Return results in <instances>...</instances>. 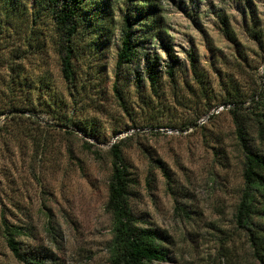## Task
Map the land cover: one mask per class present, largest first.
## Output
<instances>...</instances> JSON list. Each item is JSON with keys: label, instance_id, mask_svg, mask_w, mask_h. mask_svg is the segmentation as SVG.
Here are the masks:
<instances>
[{"label": "rangeland", "instance_id": "obj_1", "mask_svg": "<svg viewBox=\"0 0 264 264\" xmlns=\"http://www.w3.org/2000/svg\"><path fill=\"white\" fill-rule=\"evenodd\" d=\"M121 5H113L109 38L79 30L69 83L60 78L59 34L42 7L35 0L4 4L0 108L13 96L25 100L31 89L37 105L26 116L68 125L30 121L0 137V224L21 226L15 240L50 250L55 264H114L106 202L117 143L133 213L165 236L166 258L151 264H253L235 214L246 150L264 154V0H161L174 60L158 41H144L115 81ZM219 12L228 17L231 39ZM146 54L158 56L155 90ZM45 81L51 89L41 97ZM0 264H24L1 236Z\"/></svg>", "mask_w": 264, "mask_h": 264}, {"label": "trees", "instance_id": "obj_2", "mask_svg": "<svg viewBox=\"0 0 264 264\" xmlns=\"http://www.w3.org/2000/svg\"><path fill=\"white\" fill-rule=\"evenodd\" d=\"M10 0H0V16L5 11L4 4ZM46 15L52 20L53 26L59 34V55L61 61L60 78L72 83L75 72L72 66V57L76 52V39L79 30L84 29L98 40L104 36L109 38L115 27L113 5L117 0H35ZM119 30L120 45L117 53L115 77L118 81L122 72H127L140 53L144 41L152 44L158 41L164 47L170 58L174 55L167 39V26L162 16L163 7L161 0H121ZM108 16V18H107ZM223 34L231 39L232 29L228 17L218 13ZM36 18V17H35ZM35 19L32 18L31 21ZM93 40V41H94ZM191 65L194 66L195 56L189 53ZM145 73L146 79L152 89H156L161 71L158 69V56L146 54ZM168 74L173 77L174 69L170 67ZM127 80L130 75H127ZM141 76L136 77L140 83ZM116 83V82H115ZM41 97L48 94L51 86L47 81L38 86ZM31 89L26 94L25 100H17L15 96L3 103L0 108V137L4 134L13 136L16 125L22 126L25 122L38 121L46 126L66 127L67 121L59 118L52 122L42 121L34 114L26 116V112L34 108L37 102L29 98ZM264 94V91H263ZM262 97V95H259ZM235 102V103H234ZM233 106L238 102L235 100ZM230 105V104H229ZM236 108V107H235ZM233 108V110L235 109ZM259 137H264V115H258ZM41 121V122H40ZM237 132L240 139L246 134L244 125L239 122ZM112 155L111 175L108 184V198L106 208L112 215L113 240L112 262L114 264H151L153 261H163L166 250L160 238H165L162 232L139 224L128 202V178L126 166L120 156L117 143L110 147ZM243 189L236 209V222L246 233L247 243L253 264H264V154L248 148L242 169ZM23 228L18 225H9L2 220L0 236L12 255L24 264H55L52 252L35 245L21 246L15 240L22 235Z\"/></svg>", "mask_w": 264, "mask_h": 264}, {"label": "built area", "instance_id": "obj_3", "mask_svg": "<svg viewBox=\"0 0 264 264\" xmlns=\"http://www.w3.org/2000/svg\"><path fill=\"white\" fill-rule=\"evenodd\" d=\"M229 105V104H228ZM230 106V105H229Z\"/></svg>", "mask_w": 264, "mask_h": 264}]
</instances>
